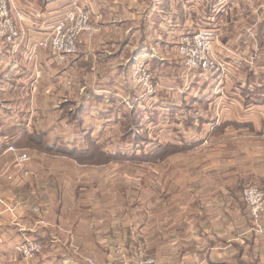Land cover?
<instances>
[{
    "label": "rangeland",
    "instance_id": "374dc122",
    "mask_svg": "<svg viewBox=\"0 0 264 264\" xmlns=\"http://www.w3.org/2000/svg\"><path fill=\"white\" fill-rule=\"evenodd\" d=\"M72 2L67 10L84 9ZM260 2L233 0L217 13L214 0L159 1L160 14L156 19L152 16L150 25L161 24L160 39L171 40L170 27L183 32L176 34L172 45L146 48L142 54H135L138 46L123 48V40L105 46L100 39L102 27L95 20L100 31L92 38L78 39V53L64 63L65 75L55 81L48 96L36 97V107L41 109L34 122L22 123L24 138L17 148L29 162L20 168L13 166V154L0 156V189L12 186L22 191L0 196L5 212L12 215L2 243H15L18 263L30 264L43 256L50 264H102L110 254L84 256L65 247V252L60 250L63 229L53 226L59 214L102 220L108 211L125 206L139 209L145 200L159 207L153 200H170L174 185H195L203 190V197L225 184L231 160L252 162L255 148L264 147V12H255ZM133 3L139 9L140 1ZM179 11L191 14L194 30L182 29L186 19L180 15L174 24ZM207 27L216 32L210 52L211 61L220 67L216 73L190 69L178 51L182 35ZM241 50L250 53L244 56L243 73L234 77L225 72L226 59L237 60ZM146 55L153 56L142 57ZM66 151L78 155L62 157L60 152ZM86 154L95 156L89 159ZM247 178L242 200L249 186L264 194L257 181ZM44 230L51 234L54 246L43 253V244L32 235ZM27 240L41 248L32 259L16 251V245ZM86 244L91 248L92 241ZM6 246L5 241L0 249ZM1 264L11 262L1 260Z\"/></svg>",
    "mask_w": 264,
    "mask_h": 264
},
{
    "label": "crops",
    "instance_id": "0c3cea01",
    "mask_svg": "<svg viewBox=\"0 0 264 264\" xmlns=\"http://www.w3.org/2000/svg\"><path fill=\"white\" fill-rule=\"evenodd\" d=\"M70 1H77L78 6L91 11L93 21L97 20L102 27L100 39L104 40L105 46L108 42L115 44L116 41L123 40V48L138 46L135 54H142L146 48L172 45L176 34L183 32L175 26L168 28V36L171 35L168 42L167 39H160L161 24L154 23V28L150 25L153 24V15H156L155 19L158 18L161 9L158 2L163 0H153L155 4H145L143 0H139V9L138 5L132 6L136 0H12L13 6L22 13V20L16 22L25 33V39L14 55L10 52V46H0V156L5 147L3 142L19 141L24 135V130H20L24 127L22 123L34 122V114L41 109L36 107V97L44 99L48 96L55 81L65 75L66 64L52 61L48 53L36 49V44L62 18ZM80 1L86 2L81 4ZM208 10V16H211V9ZM179 15L186 19L182 29L194 30L189 13L185 15L179 11L174 16L177 19L174 24L179 23ZM160 20L163 21L162 18ZM252 21L254 22L253 19ZM231 40L234 39L227 38L228 42ZM243 40L242 46L247 41L245 38ZM249 53V50H241L239 60L227 58L229 63H225V72H232L234 77L241 75L246 68L242 64L247 63L244 56ZM149 56L153 55L142 57ZM229 65L235 67L233 71L227 69ZM255 149L252 162L250 159L246 160L248 164L244 165L242 160H231L225 184L219 189H210V195L202 197L203 190L195 185H174L170 200H153L154 204L160 203V206L157 205L159 207L152 206V202L147 203L149 201L145 200L143 208L125 206L121 211H108L106 218L102 220L99 216L95 218L92 215L83 219L79 214L68 219L60 211L61 217H57L53 225L59 230L63 229V234L58 235L62 242L60 250L65 252V247L71 249V254L72 251L76 254V250L84 256L94 255L95 252L110 254L102 264H136L143 256H151L155 264H264V218L257 229L249 219L241 197L248 176L264 190V147ZM62 157L71 158L67 155ZM247 169L251 170L250 174H247L249 171L246 173ZM55 188L58 190L57 184ZM47 189L51 193L52 187L48 185ZM0 191V196L12 191L22 192L21 188L12 186ZM4 206L0 197V245L2 247L5 241L7 245L6 249H0V264L1 260L16 264L19 261L15 259L17 255L13 252L15 243L8 240L2 243V236L9 230L12 221V215L5 212ZM156 209L164 212H156ZM45 230L32 235L42 242L43 253L54 246L51 234L48 235L49 232ZM91 232H95V235ZM86 241H92L91 248ZM120 247L124 252L123 258L115 254V248ZM30 264L50 263L39 256Z\"/></svg>",
    "mask_w": 264,
    "mask_h": 264
},
{
    "label": "built area",
    "instance_id": "2783aa9c",
    "mask_svg": "<svg viewBox=\"0 0 264 264\" xmlns=\"http://www.w3.org/2000/svg\"><path fill=\"white\" fill-rule=\"evenodd\" d=\"M214 1L219 6L217 13H223L224 7L230 5L233 0ZM260 1L262 2L257 4L255 12L260 9L264 12V0ZM16 20H22V13L18 11L17 7L13 6L12 0H0V46H10L12 55L19 51L22 41L25 39V33L20 29ZM100 29L92 20L90 10L77 7L71 8L63 14L46 37L36 44V49L46 51L52 61L64 64L68 57L78 53V39L80 37L92 38ZM215 37L216 32L212 27L200 30L196 34L187 32L182 35L178 43V51L190 69H199L205 73L220 71L219 65L214 64L210 58L211 45ZM16 142V140H8L2 155L13 154V166L17 167L19 165L21 168L29 162V158L17 148ZM243 201L246 204L250 219L257 228L260 227L259 223L264 216V194L259 189L249 186L243 190ZM16 246V251L26 255L27 259H32L41 250L38 244L31 243L29 240L18 243ZM115 254L123 258V249L121 247L116 248ZM137 264H155V260L147 257L139 260Z\"/></svg>",
    "mask_w": 264,
    "mask_h": 264
},
{
    "label": "trees",
    "instance_id": "16d2710c",
    "mask_svg": "<svg viewBox=\"0 0 264 264\" xmlns=\"http://www.w3.org/2000/svg\"><path fill=\"white\" fill-rule=\"evenodd\" d=\"M22 138H24V137H22ZM22 138H21L19 141L16 142V146H17V147H19L18 144L21 145L22 140H23ZM4 148H5V147H4ZM72 152H73V151H66V152H64V153H62V152H60V153H61L62 155H67V156H69V157L71 156V158H72V157L76 158V156H77L78 154H77V153L74 154V153H72ZM73 154H74V155H73ZM85 156H89L88 158L90 159V157L95 156V154H86ZM37 241H39V242L42 244V242H41L40 240L37 239Z\"/></svg>",
    "mask_w": 264,
    "mask_h": 264
}]
</instances>
